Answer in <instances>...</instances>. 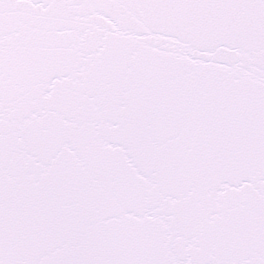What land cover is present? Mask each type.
<instances>
[{
	"label": "snow or ice",
	"instance_id": "1",
	"mask_svg": "<svg viewBox=\"0 0 264 264\" xmlns=\"http://www.w3.org/2000/svg\"><path fill=\"white\" fill-rule=\"evenodd\" d=\"M0 264H264V0H0Z\"/></svg>",
	"mask_w": 264,
	"mask_h": 264
}]
</instances>
